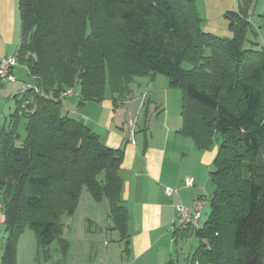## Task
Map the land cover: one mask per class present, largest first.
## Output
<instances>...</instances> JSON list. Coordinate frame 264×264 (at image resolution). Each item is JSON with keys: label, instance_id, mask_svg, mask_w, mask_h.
<instances>
[{"label": "trees", "instance_id": "1", "mask_svg": "<svg viewBox=\"0 0 264 264\" xmlns=\"http://www.w3.org/2000/svg\"><path fill=\"white\" fill-rule=\"evenodd\" d=\"M251 2L238 0L236 11L223 14L230 37L220 38L202 29L194 0H17L13 57L34 85L13 97L15 109L0 128V264H15L24 229L34 232L38 249L55 239L64 249L60 221L82 189L108 202L112 229L126 241L123 151L64 114L62 94L79 87L81 106L104 100L108 87L115 107L148 74L182 91L178 133L198 151L217 146L204 223L171 233L175 245L199 241L184 264H264V41L258 47L247 39L256 36Z\"/></svg>", "mask_w": 264, "mask_h": 264}, {"label": "rangeland", "instance_id": "2", "mask_svg": "<svg viewBox=\"0 0 264 264\" xmlns=\"http://www.w3.org/2000/svg\"><path fill=\"white\" fill-rule=\"evenodd\" d=\"M194 2L197 13L202 20V29L207 33H211L209 30L211 31L212 29L217 30L218 34L214 35L223 38L224 36L220 31L226 32L227 21L221 14L236 11L238 0H194ZM249 23L256 28V31H254L256 36L249 35L247 39L256 42L258 47H261L264 41V0H252L249 9ZM13 51L15 53L13 48L10 49L8 54L14 55ZM182 68L187 69L188 66L183 64ZM13 76L15 82L5 83L0 89V128L15 109L13 97H21L23 88H33L34 85L25 68L21 65H17L14 68ZM136 80L137 86L134 88V94L136 99L139 100L129 106L128 117L125 116V111L115 106L113 110L114 116L111 119L105 110L102 109L101 102L103 100L100 102L85 101L81 106H78L79 87H74L72 96L62 100V112L83 125L89 121L93 123L100 121L101 124L105 125L106 121L111 119L110 128L123 127L125 129L127 124L129 128L130 122H132V130L135 131L136 135L148 130L159 132L164 127L169 128L172 132L180 129L182 91L177 88H170L168 80L161 75L148 74L136 78ZM106 93V97L109 100L110 92L108 87H106ZM142 97H144V106L139 108ZM84 106L86 110L82 111ZM91 106H95L94 109ZM138 108L140 110L139 114ZM16 132L20 137L24 136L23 119H19ZM181 140V147L179 149L176 147L175 149L176 152H180L177 153L175 158L177 165L184 153L183 147L185 143L183 142L185 141ZM180 148L182 151H180ZM216 148V144H213L208 150L201 151L202 155H198L203 156L201 166L195 162L196 160L194 161L195 165H192L193 159L188 154L182 166L184 169H190L191 167L192 169L201 168V170H205L203 186L205 189L204 193L208 194L214 191L209 172L213 170L212 163ZM139 182L145 184L144 179H140ZM176 194L177 192H175ZM205 210H209L208 205ZM205 212L202 213L199 221L200 226L204 223ZM60 222L62 224L60 239L66 244L64 249L61 248L59 239H55L46 250L38 249L34 232L30 229H24L16 241L15 264H103V256H115V264H118L119 256H127V242L121 239L119 232L112 229L109 219V205L105 199L95 202L88 192L82 189L74 212L71 215H64ZM180 225V221L177 220L175 226L179 227ZM5 237L6 233L2 224L0 205V258ZM198 245L199 241L193 236L178 241L176 245L172 240L171 259L174 264H183L184 258L192 254ZM163 246V241L155 242L145 256H159Z\"/></svg>", "mask_w": 264, "mask_h": 264}, {"label": "crops", "instance_id": "3", "mask_svg": "<svg viewBox=\"0 0 264 264\" xmlns=\"http://www.w3.org/2000/svg\"><path fill=\"white\" fill-rule=\"evenodd\" d=\"M247 17L249 22V11ZM18 27L17 0H0V59L5 56H13L8 52L12 48L13 50L16 49L19 36ZM252 28L256 31L254 26ZM209 32H211L210 34H218L217 30L214 29L209 30ZM220 32L224 37H230L227 29L226 32ZM136 81L135 79L130 85V96L122 102L116 103L117 107L125 111L127 117L129 106L139 100L134 94V88L137 86ZM106 94L101 106L112 119L114 105L111 101V95L108 100ZM143 98L139 108L144 106ZM85 110L84 106L82 111ZM111 119H108L105 125L96 119V122L89 121L84 125L99 138L101 144L110 149H122L123 151V160L118 175L122 182L120 199L127 211V256H119L118 264H167L171 260V233L177 228L175 226L177 221L175 206L181 204L192 207L196 201L202 200L204 201L200 212L202 217V213L206 211L205 207L208 205L211 194L204 193L205 170H201V168L192 169L191 167L190 169L182 168L187 159V154L193 159L192 165H195L194 161L196 160L195 162L201 166L203 156L198 155H202V152L196 150L192 142H187L190 140L181 136L178 133L179 129L173 132L167 127L159 132H152L147 129L148 131H142V134L136 135L135 131L132 130V122H130L129 128L127 124L125 129L123 127L112 129L110 128ZM181 139L185 141L183 142L185 143L184 153H181L182 158L177 165L175 158L180 152H176L175 149L181 147ZM180 151H182L181 148ZM214 157L215 155L213 159ZM181 169L184 171L183 173H181ZM184 178L192 179L193 186L191 188H184ZM140 179H144L145 184L139 182ZM166 188L174 190L177 194L166 196L164 194ZM207 214L208 210L204 214V220ZM157 241L164 243L161 254L159 256H145ZM103 257V264L116 263L115 256Z\"/></svg>", "mask_w": 264, "mask_h": 264}, {"label": "built area", "instance_id": "4", "mask_svg": "<svg viewBox=\"0 0 264 264\" xmlns=\"http://www.w3.org/2000/svg\"><path fill=\"white\" fill-rule=\"evenodd\" d=\"M17 61L13 56H5L0 59V89L5 83H14L15 78L13 76V70L17 66ZM25 88H23V92ZM72 90H67L62 94V98H67L72 96ZM183 186L185 188H191L193 186V181L191 178H185L183 181ZM166 196H172L175 194V191L166 188L164 190ZM204 201H196L192 207L177 205L175 206L176 218L180 221L181 225H189L194 230H197L200 225L199 221L201 220L200 212L203 208Z\"/></svg>", "mask_w": 264, "mask_h": 264}]
</instances>
